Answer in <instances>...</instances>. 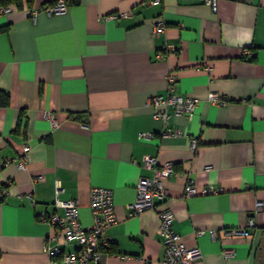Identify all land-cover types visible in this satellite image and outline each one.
<instances>
[{"label": "crops", "instance_id": "crops-1", "mask_svg": "<svg viewBox=\"0 0 264 264\" xmlns=\"http://www.w3.org/2000/svg\"><path fill=\"white\" fill-rule=\"evenodd\" d=\"M145 1L85 0L51 15L46 0L0 7V89L10 97L0 106V264L48 263L39 216L63 213L53 207L57 181V198L76 199L83 225L91 223L90 187L112 189L116 222L97 264H163L161 207L184 245L199 248L192 264H264V0H218L215 12L199 0ZM123 10L130 14L106 17ZM157 18L166 26L152 35ZM165 42L176 50L158 57ZM170 71L172 92L199 102L191 117L171 115L164 127L146 100L167 92ZM208 92L226 103L210 102ZM23 144L25 168L3 165ZM147 156L172 161L174 172L163 179L166 198L130 215L138 179L152 175ZM187 180L219 190L183 197ZM248 216V235L224 234Z\"/></svg>", "mask_w": 264, "mask_h": 264}, {"label": "built area", "instance_id": "built-area-1", "mask_svg": "<svg viewBox=\"0 0 264 264\" xmlns=\"http://www.w3.org/2000/svg\"><path fill=\"white\" fill-rule=\"evenodd\" d=\"M48 4L44 5L43 11L48 14L64 13L69 5L85 0H46ZM160 0H146V4H154ZM210 6L215 12L218 8V0H199ZM9 8H1L7 11ZM130 14V10H123L106 15V17H122ZM35 19V14L32 16ZM165 22L162 18H157L152 22L151 33L158 35L165 29ZM176 50L173 43L165 42L160 49L156 51L158 57L164 56ZM248 53L247 50H245ZM206 66V69H209ZM167 92L165 94H156L147 98L146 104L152 107L153 116L161 119L164 127L167 125L171 115H186L191 117L197 106L199 99L196 96H183L172 92L176 75L170 71L166 75ZM207 100L216 104H225L226 99L219 96L215 92L207 93ZM44 117L50 122L52 127L58 126V122L51 111H44ZM172 135L185 136L186 133L174 128L169 130ZM151 133H141L143 138H149ZM190 147H195V139L188 137ZM29 158V147L23 144L22 151L15 157H4L3 165L14 163L18 168H25ZM143 166L152 171L149 177H140L136 184V198L127 205L129 214H137L141 211L154 209L155 200H162L167 196V189L163 185V179L174 172L172 161L159 162L156 157L147 156L143 162ZM38 180L44 179L43 175L37 176ZM59 190L58 181L55 184V201L53 207L61 208L62 214L52 212L49 214L41 213L40 218L44 219L48 224V230L44 234L42 249L48 256L47 264H97L102 256L103 249L108 245V239L104 235V231L116 222V216L113 207V192L111 188L104 186H92L89 190V209L91 213V223L83 225L78 217V203L76 199L62 200L57 198ZM219 189L212 185L200 186L195 185L191 180H187L183 190V197L193 195H205L215 193ZM2 192H6V188H1ZM262 201H256L254 211L261 209ZM156 216L158 225L156 232L159 236L161 244L164 246L163 264H192L199 255L197 246H186L180 239V235L172 226L173 214L170 208H156ZM254 225L251 216L246 218L243 227L234 228L233 230H224V234L235 233L239 235H248L249 228ZM198 232L197 234H199ZM215 235V232H212ZM232 251L224 250L222 255L225 258L232 256Z\"/></svg>", "mask_w": 264, "mask_h": 264}, {"label": "trees", "instance_id": "trees-1", "mask_svg": "<svg viewBox=\"0 0 264 264\" xmlns=\"http://www.w3.org/2000/svg\"><path fill=\"white\" fill-rule=\"evenodd\" d=\"M13 2L20 5L21 0H0V7ZM9 100V93L6 90L0 89V106H7L9 104Z\"/></svg>", "mask_w": 264, "mask_h": 264}]
</instances>
